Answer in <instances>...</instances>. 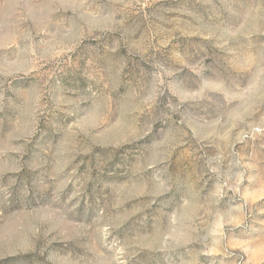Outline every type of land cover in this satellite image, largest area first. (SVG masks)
I'll return each mask as SVG.
<instances>
[{"label": "rangeland", "instance_id": "rangeland-1", "mask_svg": "<svg viewBox=\"0 0 264 264\" xmlns=\"http://www.w3.org/2000/svg\"><path fill=\"white\" fill-rule=\"evenodd\" d=\"M0 264H264V0H0Z\"/></svg>", "mask_w": 264, "mask_h": 264}]
</instances>
